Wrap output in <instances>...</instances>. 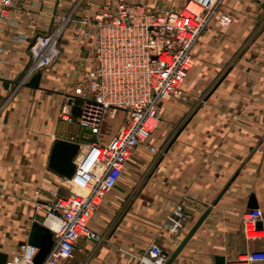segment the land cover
<instances>
[{"label": "crops", "instance_id": "obj_1", "mask_svg": "<svg viewBox=\"0 0 264 264\" xmlns=\"http://www.w3.org/2000/svg\"><path fill=\"white\" fill-rule=\"evenodd\" d=\"M41 1L37 11L38 0H14V10L0 25L5 50L0 55V252L8 257L27 241L31 224L45 215L54 194L61 195L63 179L48 166L54 144L93 140L77 124L79 105L67 101L72 85L92 65L80 20L120 1L157 12L179 11L187 2ZM220 12L231 23L221 28L213 19L197 39L195 64L182 85L187 100L158 110L149 146L161 153L147 147L133 152L120 182L90 221L101 239L80 240L67 264H138L152 241L171 256L206 209L209 214L171 264H213L215 257L225 264H249L246 255L264 251V7L257 0H223ZM68 16L60 58L41 72L39 89L18 86L28 41ZM18 34L27 40L13 42ZM63 107L71 123L60 118ZM251 198L261 213L254 238L241 224L252 210ZM177 206L186 222L174 235L165 225Z\"/></svg>", "mask_w": 264, "mask_h": 264}, {"label": "built area", "instance_id": "obj_2", "mask_svg": "<svg viewBox=\"0 0 264 264\" xmlns=\"http://www.w3.org/2000/svg\"><path fill=\"white\" fill-rule=\"evenodd\" d=\"M223 0H187L179 11L157 12L131 2H117L92 16L80 20L81 36L86 41L87 55L92 65L84 77L72 85L67 101L77 102V124L93 137L79 145L73 159L75 169L69 179H63L69 193L54 194L47 205L45 219L56 221L52 233L53 245L41 264H67L72 261L80 240L99 241L90 221L108 194L120 182L124 168L139 147H147L155 155L161 153L150 147V137L159 124L160 106L182 96V84L195 64L193 47L210 22L219 27L231 23L220 12ZM14 0H0V25L14 10ZM33 6L40 11L42 1ZM55 19V17L53 18ZM70 20L57 18V24L45 35L28 41L27 66L19 78L24 86L37 72L52 68L59 60V40ZM15 25V21H9ZM24 34L12 38L25 42ZM5 50L0 47V55ZM71 123V115L63 107L59 114ZM118 118L114 133L104 139L105 118ZM75 143V141H72ZM39 192L33 193L35 209L41 211ZM39 216V215H38ZM261 213L252 209L241 217L243 231L248 237L257 236L256 223ZM186 222L181 206L175 207L165 229L178 235ZM37 248L25 243L17 254L8 257L6 264H34ZM169 254L152 241L138 264H166ZM249 264L264 263V251L246 255Z\"/></svg>", "mask_w": 264, "mask_h": 264}, {"label": "water", "instance_id": "obj_3", "mask_svg": "<svg viewBox=\"0 0 264 264\" xmlns=\"http://www.w3.org/2000/svg\"><path fill=\"white\" fill-rule=\"evenodd\" d=\"M257 1H262V7H264V0ZM40 78L41 73L37 72L31 77V79H29V81L24 86L30 89L37 90L39 89ZM78 150L79 145L76 143L57 141L51 151V156L48 164L49 168L60 177L69 179L75 169L73 159L76 156ZM249 207L251 209L256 208V204L253 198L250 199ZM209 211V209L205 210L198 221L185 235L175 251L171 254L166 264H171L176 259V257L180 254L188 241L192 238L196 230L205 220V218L209 214ZM25 243L37 248V253L34 257V264H41L53 245L52 233L47 227L44 226V223L34 221L31 224L28 239ZM25 243H20L19 246H22ZM7 259L8 256L5 253L0 252V264H6ZM213 264H225V259L222 257H215Z\"/></svg>", "mask_w": 264, "mask_h": 264}, {"label": "rangeland", "instance_id": "obj_4", "mask_svg": "<svg viewBox=\"0 0 264 264\" xmlns=\"http://www.w3.org/2000/svg\"><path fill=\"white\" fill-rule=\"evenodd\" d=\"M51 69V68H50ZM76 84V83H75ZM184 84V83H183ZM182 84V85H183ZM74 85V84H73ZM181 89H182V96L179 98V99H173V100H170L169 102H166V103H172V102H176V103H179V104H182L181 102H183V101H185V100H187V97H186V95L184 94V92H183V88L181 87ZM165 104V103H164ZM159 113V112H158ZM158 117H160V115L158 114ZM160 119V118H159ZM118 123H119V121H118V118H108V117H106L105 118V120H104V122H103V132L105 133V137H110L112 134H113V132L115 131V129H116V127H117V125H118ZM79 131H84V130H82L81 128H80V130ZM71 143V142H70ZM59 181H61L60 179H59ZM60 183V182H59ZM62 189H61V195H60V193L59 194H57V195H59L60 197H62V196H66L67 195V192L69 191V189L68 188H66V186H64V185H62V187H61ZM45 221V219L44 218H39L38 219V222L39 223H43ZM13 244L14 243H12V245L11 246H13Z\"/></svg>", "mask_w": 264, "mask_h": 264}, {"label": "bare ground", "instance_id": "obj_5", "mask_svg": "<svg viewBox=\"0 0 264 264\" xmlns=\"http://www.w3.org/2000/svg\"><path fill=\"white\" fill-rule=\"evenodd\" d=\"M45 227L51 228L55 230L57 228V223L54 220L47 219L46 221L43 222Z\"/></svg>", "mask_w": 264, "mask_h": 264}, {"label": "trees", "instance_id": "obj_6", "mask_svg": "<svg viewBox=\"0 0 264 264\" xmlns=\"http://www.w3.org/2000/svg\"><path fill=\"white\" fill-rule=\"evenodd\" d=\"M77 103V102H76ZM78 104V103H77ZM79 105V104H78Z\"/></svg>", "mask_w": 264, "mask_h": 264}]
</instances>
